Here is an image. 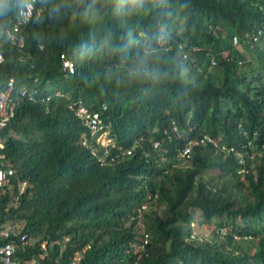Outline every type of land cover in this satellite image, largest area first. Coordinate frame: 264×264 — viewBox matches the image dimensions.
Here are the masks:
<instances>
[{
	"label": "trees",
	"instance_id": "trees-1",
	"mask_svg": "<svg viewBox=\"0 0 264 264\" xmlns=\"http://www.w3.org/2000/svg\"><path fill=\"white\" fill-rule=\"evenodd\" d=\"M24 1L0 11V91L11 79L35 97L17 102L1 132L14 173L0 227L34 241L20 255L264 264V0H42L17 45L4 31ZM54 90L65 95L40 101ZM77 99L106 106L110 135L131 154L99 163L81 143L90 135L69 107ZM203 134L218 145L181 155ZM203 226L214 228L194 234Z\"/></svg>",
	"mask_w": 264,
	"mask_h": 264
},
{
	"label": "built area",
	"instance_id": "built-area-1",
	"mask_svg": "<svg viewBox=\"0 0 264 264\" xmlns=\"http://www.w3.org/2000/svg\"><path fill=\"white\" fill-rule=\"evenodd\" d=\"M42 0H25L21 7L18 9L15 22L11 27L4 31V38L15 42L17 45H21V39L17 36L20 27L27 23L33 16L39 15L44 9L41 4ZM192 51H199V47L193 46ZM188 53H183V58H187ZM63 69L68 73H72L74 70L73 63L61 55ZM2 56L0 54V62ZM215 60H211V64H214ZM65 95L60 90H54L53 93L48 94L40 98V101H47L52 96H63ZM28 100H35L33 94H31L26 88H22L18 93L14 92L13 81L10 79L7 82L6 87L0 91V148L4 145V138L2 136V130L6 127L7 123L11 120L14 115L15 107L17 102L22 98ZM69 107L74 111V114L81 120L82 124L89 130L90 138L88 140H82V144L86 146L90 153L97 157L99 163L103 164L107 161L115 160L119 154L129 155L131 154L132 148L123 149L121 146L116 145L112 136L110 135L109 129L101 117V110L106 108L102 105V109H95L86 104L82 99H77L69 104ZM174 130L176 127L174 126ZM209 142L213 146H217V141L208 134H203L198 140H187L185 146L181 150V155H187L193 144ZM158 142L154 141L153 146L157 147ZM223 148V146L221 147ZM232 148V147H231ZM115 149L118 152L112 154V150ZM3 159V154L0 153V195L4 193L6 188L11 185L13 176V169L8 166ZM242 159H240L241 161ZM25 186L24 182H18V192L15 195H11L12 202H17L19 194L23 191ZM142 209L145 205L141 206ZM221 233H224L223 229H220ZM192 237V235H191ZM0 239L5 240L0 244V264H43L40 262V258L36 255H20L24 253L27 248L33 245L34 241L26 232H21L15 225L4 224L0 227ZM141 243L138 246L139 249L143 248L144 244L148 240V234L143 231L141 234ZM59 244V242H57ZM43 248V246H42ZM84 250V249H82ZM82 251H75L71 257L70 264H78L79 257ZM48 264H60L58 258L54 259Z\"/></svg>",
	"mask_w": 264,
	"mask_h": 264
},
{
	"label": "rangeland",
	"instance_id": "rangeland-1",
	"mask_svg": "<svg viewBox=\"0 0 264 264\" xmlns=\"http://www.w3.org/2000/svg\"><path fill=\"white\" fill-rule=\"evenodd\" d=\"M240 47H239V49H240ZM240 51L242 52V54H245L246 53V52L242 51V49H240ZM6 224H10V223H6ZM192 225H193V223H192ZM213 228H214V226H203L202 228H198V229L195 228L194 234L199 233V234H205V235H207L209 233V231L211 229H213Z\"/></svg>",
	"mask_w": 264,
	"mask_h": 264
},
{
	"label": "clouds",
	"instance_id": "clouds-1",
	"mask_svg": "<svg viewBox=\"0 0 264 264\" xmlns=\"http://www.w3.org/2000/svg\"><path fill=\"white\" fill-rule=\"evenodd\" d=\"M3 3H4V0H0V11L3 10ZM87 11H90V9H85V12Z\"/></svg>",
	"mask_w": 264,
	"mask_h": 264
}]
</instances>
